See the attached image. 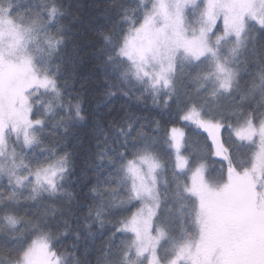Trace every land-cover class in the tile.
<instances>
[{
    "label": "snow or ice",
    "instance_id": "snow-or-ice-1",
    "mask_svg": "<svg viewBox=\"0 0 264 264\" xmlns=\"http://www.w3.org/2000/svg\"><path fill=\"white\" fill-rule=\"evenodd\" d=\"M69 8L0 0V264H264V0Z\"/></svg>",
    "mask_w": 264,
    "mask_h": 264
},
{
    "label": "trees",
    "instance_id": "trees-1",
    "mask_svg": "<svg viewBox=\"0 0 264 264\" xmlns=\"http://www.w3.org/2000/svg\"><path fill=\"white\" fill-rule=\"evenodd\" d=\"M64 2L70 6L69 11L71 13L70 17L65 18L66 22L72 20L73 16L78 17V19L71 22L70 43L79 45L80 55L84 57L85 66H90L95 60L92 55L93 49L100 42L96 33L105 24L101 12L103 7L109 3V0H64ZM89 40L92 42L89 43ZM69 51H71V48ZM99 80L98 74L92 75L85 93L84 108L89 113L90 119L77 130V134L83 140V149L92 146L98 135L95 130L94 118L97 115H102L104 119L108 118L106 106L102 102L103 84L98 82ZM78 87L77 84V89ZM116 104L118 109L119 100H117ZM112 114L115 115V111ZM188 132L190 135L192 134L191 129ZM199 139L203 143V138L200 137Z\"/></svg>",
    "mask_w": 264,
    "mask_h": 264
}]
</instances>
